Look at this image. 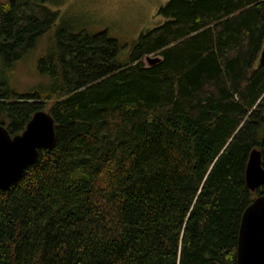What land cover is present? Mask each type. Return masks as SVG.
I'll list each match as a JSON object with an SVG mask.
<instances>
[{"label": "trees", "instance_id": "1", "mask_svg": "<svg viewBox=\"0 0 264 264\" xmlns=\"http://www.w3.org/2000/svg\"><path fill=\"white\" fill-rule=\"evenodd\" d=\"M46 0H0V58L51 86L0 83V123L23 130L53 99L56 144L0 190V264H235L240 217L264 186V0H167L127 60L107 29L57 24ZM161 60L146 66L142 58Z\"/></svg>", "mask_w": 264, "mask_h": 264}, {"label": "rangeland", "instance_id": "2", "mask_svg": "<svg viewBox=\"0 0 264 264\" xmlns=\"http://www.w3.org/2000/svg\"><path fill=\"white\" fill-rule=\"evenodd\" d=\"M167 0H46L45 6L57 11V24L70 30L85 28L91 32L107 29L121 46L117 61L127 60L138 35L164 21L158 9ZM54 30L51 28L26 57L7 67L0 58V83L20 93L39 92L51 86V78L39 73L38 61L51 51ZM151 55H156L152 53ZM144 63L143 58L141 59ZM53 99H42L41 109L48 110Z\"/></svg>", "mask_w": 264, "mask_h": 264}, {"label": "water", "instance_id": "3", "mask_svg": "<svg viewBox=\"0 0 264 264\" xmlns=\"http://www.w3.org/2000/svg\"><path fill=\"white\" fill-rule=\"evenodd\" d=\"M143 60L146 66H151L161 56L146 54ZM263 62L264 43L258 64ZM56 139L53 117L44 109L33 112L23 130L15 134L0 123V190L16 183L24 170L38 161L41 149L54 148ZM244 181L251 191L264 186L261 152L256 148L249 152ZM235 264H264V193L255 196L241 214Z\"/></svg>", "mask_w": 264, "mask_h": 264}]
</instances>
